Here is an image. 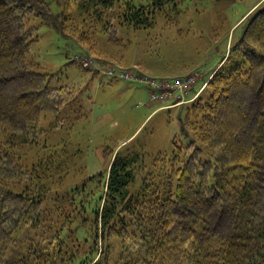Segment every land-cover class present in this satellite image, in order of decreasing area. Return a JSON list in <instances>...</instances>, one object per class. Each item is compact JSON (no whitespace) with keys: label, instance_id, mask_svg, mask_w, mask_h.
I'll return each mask as SVG.
<instances>
[{"label":"trees","instance_id":"obj_1","mask_svg":"<svg viewBox=\"0 0 264 264\" xmlns=\"http://www.w3.org/2000/svg\"><path fill=\"white\" fill-rule=\"evenodd\" d=\"M185 2L0 0V264H264V7L180 105L172 151L120 147L105 175L79 177L86 115L29 55L36 24L119 44V28L177 24Z\"/></svg>","mask_w":264,"mask_h":264},{"label":"rangeland","instance_id":"obj_2","mask_svg":"<svg viewBox=\"0 0 264 264\" xmlns=\"http://www.w3.org/2000/svg\"><path fill=\"white\" fill-rule=\"evenodd\" d=\"M185 1L177 24L167 25L159 17L151 29L119 28V44L104 39L96 44L80 41L84 27L79 21L72 24L73 35L68 37L36 24L39 39L30 46L29 55L40 70L54 77L56 85L71 88L78 97L76 106L86 115L78 118L70 131L73 148L82 156L80 178L105 175L113 152L120 147H130L145 157L171 152V140L179 135L183 117L180 105L189 104L197 94L205 96L204 83L226 61L227 51L243 32L246 17L264 7V0ZM81 54L90 56L101 68L142 76L136 82L96 75L74 60ZM227 66L225 63L222 69ZM195 74L199 79L179 106L172 105V97L164 102L151 99L154 88L144 83L146 79L166 81ZM66 137L62 131L58 138ZM113 245L119 248L116 242Z\"/></svg>","mask_w":264,"mask_h":264},{"label":"built area","instance_id":"obj_3","mask_svg":"<svg viewBox=\"0 0 264 264\" xmlns=\"http://www.w3.org/2000/svg\"><path fill=\"white\" fill-rule=\"evenodd\" d=\"M91 57L87 54H81L74 56V60H77L81 63V65L84 68H90L98 73L101 74H107L111 76H120L125 79H129L132 81L137 82V79L141 78L142 75L140 74H131V73H122L120 71H113L108 70L106 68H101L98 65L93 63V60L90 59ZM105 70V71H104ZM116 70V69H115ZM146 79V78H145ZM199 79L198 75H190L185 76L183 78H176V79H170V80H145L144 83L149 84L154 88V90L151 91V99L153 100H161L164 102V100L169 99L172 97L173 104L172 105H179L181 104L185 99L186 96L189 94L191 86ZM143 82V81H141Z\"/></svg>","mask_w":264,"mask_h":264}]
</instances>
